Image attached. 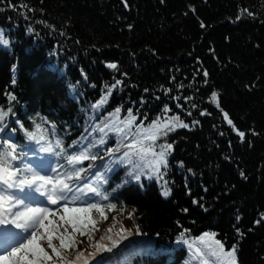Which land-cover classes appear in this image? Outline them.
<instances>
[{
    "label": "trees",
    "instance_id": "trees-1",
    "mask_svg": "<svg viewBox=\"0 0 264 264\" xmlns=\"http://www.w3.org/2000/svg\"><path fill=\"white\" fill-rule=\"evenodd\" d=\"M0 33L9 41L0 45V109L11 110L5 132L17 129L19 144L28 142L17 121L29 130L54 124L67 147L117 107L121 119L131 109L141 127L172 116L188 125L156 141L173 145L166 185L132 180L126 166L112 165L102 186L110 198L97 201L131 209L133 226L120 238V218L100 223L91 243L102 235L119 243L89 264H202L195 248L205 232L226 250L235 244L238 264H264V0H0ZM116 80L108 103L93 112ZM214 91L219 108L210 102ZM117 139L109 132L103 147ZM185 230L192 249L177 240ZM89 243L85 237L77 248L94 251Z\"/></svg>",
    "mask_w": 264,
    "mask_h": 264
},
{
    "label": "snow or ice",
    "instance_id": "snow-or-ice-1",
    "mask_svg": "<svg viewBox=\"0 0 264 264\" xmlns=\"http://www.w3.org/2000/svg\"><path fill=\"white\" fill-rule=\"evenodd\" d=\"M8 43L0 33V45L7 46ZM106 66L109 69L117 68L113 63ZM204 75L207 76V73ZM120 84L121 81L116 80L115 84L106 86L105 94L91 106L93 112H99L108 103L113 89ZM9 99L15 98L10 96ZM210 102L217 108L220 107L215 91L211 93ZM10 111L0 109V133L7 128ZM169 111L165 106L164 112ZM120 112L121 108L117 107L104 117L101 124L92 126L91 130L85 128L87 135H82L81 139L73 141L67 147L63 138L57 136L55 125L48 121L43 122L48 127L34 122L33 130L25 128L17 121L19 131L28 142L26 145L14 142L10 134L6 138H0V226H5L0 227V264H89L101 251L111 252L119 239L102 235L99 241H91L93 232L100 231L98 225L108 219L105 209L113 211L116 205H101L90 201L93 197H98L101 201L109 200L110 193L103 191L102 186L108 182L107 173L112 171L114 164L126 166V176L132 180L140 181L141 177L155 178L158 183L167 184L162 168L166 169L168 166L167 156L170 155L173 145H157L156 141L177 128H187L188 125L178 116H172L163 120L157 117L151 124L141 127L136 124L137 117L131 109H128L127 116L123 119L120 118ZM205 114L201 112V115ZM223 117L243 140L245 133L235 128L226 112ZM93 118L89 117V120ZM109 132L115 133L118 138L115 148L103 147L107 143ZM93 133H99V136H92ZM89 136H92L91 140H88ZM130 137V142L124 143ZM33 144L36 147L30 146ZM157 147L159 151H156ZM121 149L127 150L121 152ZM118 152L121 153L119 156L116 155ZM105 156L109 159L103 165L95 163L98 159L105 160ZM85 161H90L87 167L82 166ZM100 167L104 170L100 171ZM85 173L88 175L85 176ZM128 182L127 178L123 181ZM116 190L112 189L113 192ZM161 194L168 197L170 189L164 187ZM77 202L84 206H76ZM93 211L100 219L93 218ZM132 218L129 213L128 219ZM9 225L11 228L7 227ZM89 227L92 231H89ZM105 231L111 233L113 228L109 227ZM186 231L181 232L177 240L183 241L192 249L193 245L185 239ZM77 234L86 237L90 242L89 247L94 251L85 254L84 250H79ZM130 234V230L122 229L117 236L125 238ZM136 234H140L138 228ZM215 236V233L205 232L198 238L202 247L195 248L196 257L202 259V264H209L207 257H212L215 264H238L236 245L226 250L224 243L215 239ZM54 241L59 243L55 244ZM70 250L75 252L71 259L65 255ZM96 264H103V261H97Z\"/></svg>",
    "mask_w": 264,
    "mask_h": 264
},
{
    "label": "rangeland",
    "instance_id": "rangeland-1",
    "mask_svg": "<svg viewBox=\"0 0 264 264\" xmlns=\"http://www.w3.org/2000/svg\"><path fill=\"white\" fill-rule=\"evenodd\" d=\"M38 195V194H37ZM91 202V201H90ZM78 207H83L84 205L80 202H77V205ZM106 211V215L108 216V219L107 220H104V222H106V224L112 226L114 225L115 223H118V219L117 218H120V223L118 224L123 230H125V228H129L130 226H133V218L132 219H128V215L129 213L132 214V210L131 209H122V208H116L115 210L113 211H107V209H105ZM91 215L93 216V218L95 219H100L99 218V215L93 211L91 213ZM133 217V216H132ZM115 218V219H113ZM118 221V222H117ZM91 227H89L90 229ZM76 239L77 241H84L85 237H81L79 236V234H77L76 236ZM55 244H58L59 242L58 241H54ZM44 247L46 248V244L44 245ZM49 251V253L51 252L50 249H47Z\"/></svg>",
    "mask_w": 264,
    "mask_h": 264
}]
</instances>
